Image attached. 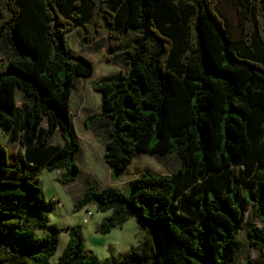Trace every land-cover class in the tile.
<instances>
[{"label": "trees", "instance_id": "16d2710c", "mask_svg": "<svg viewBox=\"0 0 264 264\" xmlns=\"http://www.w3.org/2000/svg\"><path fill=\"white\" fill-rule=\"evenodd\" d=\"M104 24L109 59L123 32L135 33L123 71L94 85L102 111L92 117L111 120L112 177L138 153L175 154L181 165L170 176L142 172L129 194L89 184L76 207L112 210L102 233L135 216L144 239L92 263L82 226H70L54 262L60 231L39 172L60 170L65 185L80 176L70 96L94 73L66 34L81 27L92 42ZM0 61V128L24 149L11 160L0 144V264H235L246 205L264 224V0H0ZM16 91L30 104L18 106ZM58 128L63 145L51 141ZM248 237L264 259V233Z\"/></svg>", "mask_w": 264, "mask_h": 264}, {"label": "rangeland", "instance_id": "374dc122", "mask_svg": "<svg viewBox=\"0 0 264 264\" xmlns=\"http://www.w3.org/2000/svg\"><path fill=\"white\" fill-rule=\"evenodd\" d=\"M106 28L104 24L102 26L103 31ZM67 42L71 48L75 49L76 47V50L80 48L79 38L76 34H68ZM91 58L95 66L96 74L93 78H88V81L100 79L101 77L109 76L111 73L116 72L117 67L111 64L108 58L101 55L100 51L94 53ZM89 89L91 92L88 89L84 91L86 97L82 112L84 115L87 114V112H85V107L89 105V99H94V96L97 99L96 95L98 94V91L95 92L94 90L93 96V89L91 87ZM96 99L91 102L93 111L97 105L101 104L102 106V102L99 103ZM99 110H101V108L98 109L97 114H99ZM92 116H94V114L88 118L76 116L73 120L76 141L79 144V150L76 152L74 160L80 167V176L71 183L65 185L58 181V177L61 176L62 171L56 170L50 172L42 168L39 172V184L44 191L46 199L48 201H55L52 204L53 211L49 220V223L58 227L60 231L58 250L53 257L54 262L62 255L68 244V227L75 225L82 226L85 253L92 263L102 262L107 258L119 257L127 250L139 247L144 239L145 232L136 221L135 216H131L124 224L113 228L109 232L102 233L100 231L102 222L108 218L113 211H99L94 203H89L82 207H76V205L88 189L89 184L95 185L98 190L103 187L113 186L122 192L127 191V194H129L130 190L128 191V189L130 188V184L133 183L142 172L166 176L171 174L173 166L178 164V161H175V157H177L175 154L169 161L172 162L171 165L173 166L171 169H168L163 162L157 161L156 159L158 158H155V156L138 153L127 168L121 171L119 175L114 173L112 177V169L104 159L108 138L106 127L103 125L105 119L101 120L98 117L96 119L99 120H96L95 117ZM8 135L9 133L6 132L5 129L0 128V144H2L8 152L10 151L11 160H14L16 157L23 155L24 149L19 141L12 142V140L8 138ZM51 141L54 145L64 144L61 128L55 131L51 137ZM239 171L240 168L236 167V183L241 187ZM250 210V206L246 205V220L235 241V264H245L248 259H252L257 264H264L262 254L250 245L248 237V230L252 227H257L261 233H264V224L253 218ZM87 211L92 212V217H89V219L85 221L84 219L87 215ZM43 231V229L39 230L40 233Z\"/></svg>", "mask_w": 264, "mask_h": 264}, {"label": "crops", "instance_id": "0c3cea01", "mask_svg": "<svg viewBox=\"0 0 264 264\" xmlns=\"http://www.w3.org/2000/svg\"><path fill=\"white\" fill-rule=\"evenodd\" d=\"M72 33L76 34L79 38V45H80L79 47L80 48L78 50H76L77 49L76 47H75V49L71 48V46H69V44L67 42L68 34H72ZM84 35H85V31L81 27H76L66 34V42L72 51H74L77 54H81V55L85 56L86 58H88L91 61H92V58H91L92 55L94 53L100 51L101 55H103L109 59V55L111 54V52H110V47H109L110 35H109L108 28L104 29V31H103V29L101 27L98 37L92 42H88V43L83 42ZM134 39H135V33L123 32L121 40H120V42L116 48V50H118L119 53L117 55H112L111 59H109L111 61V64H114L117 67V70H116V72L111 73L109 76L107 75L105 77H101L100 79L117 77L123 71V69H124L123 51L128 44L133 43ZM95 74H96V72H95V68H94V73L91 76L78 77L76 79V81L74 82V87L72 89V93L70 96V114L72 117L73 128H74V123H73L74 117H76V116L83 117L84 116L85 118H88L92 114L96 115L98 113V109L101 108V110H99V113H101V111H102L101 104L97 105L98 108L96 107L95 108L96 110L94 109V111H93V105L91 104V102H93V100L96 99L95 96L93 95L94 90H95V92H97L94 85L100 79H94L92 81H88V78H90V79L93 78L95 76ZM90 87L93 89L92 95L94 96V99H92V98L89 99L90 103H89V105H87L85 107V112H87L88 115L87 114L84 115L82 113L84 104L86 102V97H85L84 91H85V89H88L90 91V89H89ZM97 93L98 94L96 95V97L98 100L96 99V101L101 103L102 102L101 101V94L99 92H97ZM16 100H17L18 106H21L22 103L30 104V101L25 97V95L21 91H16ZM88 107H89V109H88ZM80 119H82V118H80ZM103 119H105V121L103 122V125L106 127V130H107V135H108L107 141H108V139L110 138L111 120L106 119V118H102L101 120H103ZM8 138H9V136H8ZM8 153L10 155V151ZM10 157H11V155H10ZM171 157H173V156L161 157V158L155 156V158H158L156 160L159 162H163L166 165V167H168V169H171V167L173 166V165H171L172 162H169ZM163 158H165V159H163ZM175 161H178V164L176 166L174 165L173 168L171 169L172 170L171 174L166 175V176L172 175L180 167L181 159L178 157H175Z\"/></svg>", "mask_w": 264, "mask_h": 264}, {"label": "built area", "instance_id": "2783aa9c", "mask_svg": "<svg viewBox=\"0 0 264 264\" xmlns=\"http://www.w3.org/2000/svg\"><path fill=\"white\" fill-rule=\"evenodd\" d=\"M89 217H92V212L91 211H87V215L85 216V221H87L89 219Z\"/></svg>", "mask_w": 264, "mask_h": 264}]
</instances>
